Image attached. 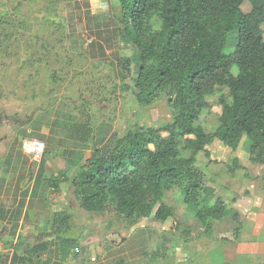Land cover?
<instances>
[{
	"label": "rangeland",
	"instance_id": "rangeland-1",
	"mask_svg": "<svg viewBox=\"0 0 264 264\" xmlns=\"http://www.w3.org/2000/svg\"><path fill=\"white\" fill-rule=\"evenodd\" d=\"M119 15V0H0V264H34L15 258L39 253L42 264H264V165L250 162L246 137L235 152L216 141L211 158L198 156L204 198L221 196L239 213L207 230L179 190L166 198L174 218L130 223L87 214L63 180L83 171L95 144L172 121L169 95L143 109L132 79L120 75L118 60L134 49L120 40ZM219 96L208 98L200 121L209 133L218 127ZM55 178L58 189L47 183ZM241 224L244 242L254 234L249 256L234 240Z\"/></svg>",
	"mask_w": 264,
	"mask_h": 264
},
{
	"label": "trees",
	"instance_id": "trees-1",
	"mask_svg": "<svg viewBox=\"0 0 264 264\" xmlns=\"http://www.w3.org/2000/svg\"><path fill=\"white\" fill-rule=\"evenodd\" d=\"M119 2V37L134 49L132 57L118 60L120 75L132 79V93L143 109L169 95L172 121L161 127L136 125L103 147L95 144L83 171L63 180L87 214L167 222L175 216L167 194L179 190L206 230L215 222L237 221L239 213L221 196L214 202L204 198L198 156L211 158L208 147L216 141L235 152L246 137L250 162L264 165V0ZM247 2L249 12L243 9ZM228 46L234 49L226 53ZM218 94L221 114L209 133L200 121L208 98ZM234 163L240 168L238 160ZM47 183L60 185L57 178ZM241 231L242 224L235 241ZM33 263L42 264L40 253Z\"/></svg>",
	"mask_w": 264,
	"mask_h": 264
},
{
	"label": "crops",
	"instance_id": "crops-1",
	"mask_svg": "<svg viewBox=\"0 0 264 264\" xmlns=\"http://www.w3.org/2000/svg\"><path fill=\"white\" fill-rule=\"evenodd\" d=\"M255 223H256V221H255ZM256 226V225H255ZM254 227V226H253ZM252 231H253V229H252ZM253 236H254V234H252V232H251V234H250V236H248V239L244 242L243 241V237H242V235L240 236V239L237 241L238 242V245H239V253L240 254H243L244 256L245 255H250V253H251V251H252V248H251V244H252V242H253ZM243 241V242H242ZM35 242V241H34ZM259 246V244L257 245V247ZM246 252V253H245ZM136 254H141V255H144V249L143 248H141L140 249V251H137V252H135V255ZM134 255V256H135ZM144 258V257H143ZM25 259V261L23 260V263L24 262H26V261H28V262H33V260H28V258H24ZM18 260L20 261V260H22L21 258H18ZM135 261V263L136 264H139V262L137 263V261L136 260H134ZM109 262V261H108ZM122 262V261H121ZM126 264H132L131 262H126ZM142 264H144L143 262H142ZM153 264V263H152Z\"/></svg>",
	"mask_w": 264,
	"mask_h": 264
},
{
	"label": "built area",
	"instance_id": "built-area-1",
	"mask_svg": "<svg viewBox=\"0 0 264 264\" xmlns=\"http://www.w3.org/2000/svg\"><path fill=\"white\" fill-rule=\"evenodd\" d=\"M39 143H37V144L34 143L31 145V151L35 154L36 160H39V158L41 157L42 152H43L42 145H44V144H41V143L39 144Z\"/></svg>",
	"mask_w": 264,
	"mask_h": 264
},
{
	"label": "flooded vegetation",
	"instance_id": "flooded-vegetation-1",
	"mask_svg": "<svg viewBox=\"0 0 264 264\" xmlns=\"http://www.w3.org/2000/svg\"><path fill=\"white\" fill-rule=\"evenodd\" d=\"M1 120H2V117L0 116V126H2V122H1Z\"/></svg>",
	"mask_w": 264,
	"mask_h": 264
}]
</instances>
